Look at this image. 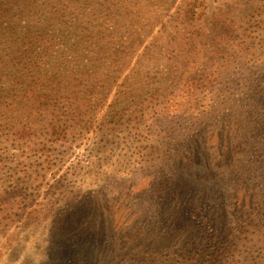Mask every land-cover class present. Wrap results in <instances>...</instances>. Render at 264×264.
Returning a JSON list of instances; mask_svg holds the SVG:
<instances>
[{
    "label": "rangeland",
    "instance_id": "1",
    "mask_svg": "<svg viewBox=\"0 0 264 264\" xmlns=\"http://www.w3.org/2000/svg\"><path fill=\"white\" fill-rule=\"evenodd\" d=\"M110 2L107 22L119 14ZM206 5L191 34L196 46L182 29L167 24L164 31L169 19L147 30L138 50L121 44V31L125 74L140 76L127 87L124 75L107 69L109 58L95 68L96 41L84 38L73 17L83 11L75 8L60 29L50 21V36L64 30L66 40L44 73L84 74L96 97L84 95L90 101L80 120L63 115L67 137L59 140L49 135L45 113L24 138L0 114V264H123L133 252L174 249L195 228L231 239L248 221L244 214L254 210L246 209L245 192L264 195V0ZM18 10L13 23L21 27L53 17L45 0ZM15 82L0 73V104L11 102ZM58 93L50 99L56 113L68 104L66 91ZM11 187L20 192L9 198ZM249 237L242 243L260 244ZM263 255L258 246L241 252L250 260Z\"/></svg>",
    "mask_w": 264,
    "mask_h": 264
},
{
    "label": "trees",
    "instance_id": "2",
    "mask_svg": "<svg viewBox=\"0 0 264 264\" xmlns=\"http://www.w3.org/2000/svg\"><path fill=\"white\" fill-rule=\"evenodd\" d=\"M114 1H117L119 14L113 22H107V19L112 17V13L109 12L114 7L110 0L103 2L100 0H45L48 7L51 8L50 14L53 17H45V22L41 21L38 25L21 27L18 23L17 25L13 23L15 19L13 15L17 14L19 19L22 15L19 10L18 12L14 11L15 6L20 5L21 2L32 6L39 0H0V73L8 79L14 76L16 81L14 90L8 94L11 102L9 103L7 99L0 104V114L7 118L8 127L14 128L15 133L20 138L33 133L34 127L40 121L36 118L39 115L38 112L41 115L45 113L52 117L48 122L49 127H51L48 133L52 138L56 140L66 138V126L61 125V120L64 119L63 115L67 114L69 118L71 117L76 121L80 120L84 116V104L90 101L84 95L89 94L87 96L90 99L96 97H91L94 95L92 88L95 83L90 87L86 85L87 82L83 78L84 74L76 77L74 72H70L66 68H62L63 71L58 74L44 73V69L53 64L54 53L55 57L63 54L58 48V44H64L66 40L63 37L65 35L64 30L50 36L52 27L55 26L50 21L54 20L58 23V29H60L62 22H69L68 18L73 15L75 8L80 12L83 11L82 15L77 14L73 17L78 24L77 26H83L84 30L88 32L84 38L93 36L92 42L96 41L99 65L95 63V68L104 67V62L108 61L107 58H109V62L106 63L110 66L107 69H110L112 76L115 75L117 78L124 75L122 86L127 87L131 85L132 81L140 82V76L136 73L125 74L130 63L119 46L118 40L121 31L125 34L121 36L125 37V41L121 44L129 51L131 48L138 50L145 43L144 39L148 35V33L146 35V31H150L154 24L169 19L168 23L162 22L164 24L163 30L167 29V24L172 29H182V34L190 35L184 39L188 40V45L191 47L197 43L191 34L198 32L197 27L200 23L198 21H201L207 7V0ZM96 22H98L97 26H95ZM64 56L65 59H69L67 55ZM72 64L73 62L69 59L66 65L71 66ZM20 65L24 69H30L27 73H21L22 69L15 73L9 68H18ZM113 67H116L119 72H114L111 69ZM93 75L98 78L101 73L95 71ZM93 79L90 78L89 82ZM100 81L104 82L105 79L102 78ZM46 82H51L49 88ZM94 82L98 81L95 79ZM60 90L66 91L65 98L68 104L62 106L61 109L57 108L56 110L60 112L56 113L51 109L58 103L50 99L53 94H59ZM101 93L106 96L108 92L103 90ZM48 106L49 108H47ZM4 122L6 121L4 120ZM11 188L13 191L8 193L9 198L12 194L20 192L14 187ZM254 192L249 193V190L245 192L246 209L254 211L244 214L248 221H244L242 226L238 225L237 234H234V230H232L227 235L228 237L233 236V238L221 241L218 236L212 234L207 236L203 230L195 228L185 234L183 237L185 240H182L176 248L166 250L168 248L163 245V248L157 249L159 254L154 253L149 256L145 254L146 252L141 256L133 252L129 258L123 260V264H249L250 262L251 264H264V255L256 260L241 256L242 249L245 247L252 249L258 246L261 250L264 249V198H261L264 195ZM257 205L260 210L255 208ZM261 213H263L262 216H260ZM250 235L257 236L262 246L256 243L253 246L242 243L241 240H250ZM217 239L219 241L215 242ZM238 257L240 258L238 259ZM104 261L101 260L98 264L111 263Z\"/></svg>",
    "mask_w": 264,
    "mask_h": 264
}]
</instances>
